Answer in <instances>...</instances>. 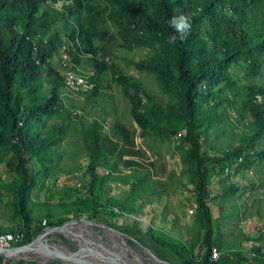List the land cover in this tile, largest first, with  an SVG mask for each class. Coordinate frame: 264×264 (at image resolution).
<instances>
[{
	"label": "trees",
	"instance_id": "obj_1",
	"mask_svg": "<svg viewBox=\"0 0 264 264\" xmlns=\"http://www.w3.org/2000/svg\"><path fill=\"white\" fill-rule=\"evenodd\" d=\"M181 14L191 19V34L185 41L170 44L168 39L173 33L168 20ZM53 28L56 32L48 35ZM115 41L126 52L153 42L155 50L146 67L156 73L165 91L181 96L178 109L167 113L160 104H142V95H151L140 79L127 74L114 60L109 43ZM60 45H66L64 51L72 69L83 66V73L90 74L93 88L85 93L86 99L98 96L106 75L113 74L131 99L132 114L145 132L175 136L182 126L185 128L183 139L191 146L196 166L195 192L204 231L199 251L193 254L183 242L163 232L109 221L112 204L96 197L97 186L108 177L99 176L100 164L104 163L109 173L116 169L117 161L123 162L137 183L153 165L137 147L134 132L121 121L114 124V136L103 135V122L97 119L81 130L89 157L90 180L85 184L91 195L87 203L78 204L83 212L93 222L127 234L130 244L146 243L162 264H264L263 257L249 259L239 247L225 250L218 261L211 260L213 249L220 247L209 205L212 189L207 164H222L232 157L245 159L249 154L244 146L208 152L205 127L215 123L219 114L209 112L199 101L205 98L233 104L231 97L236 95L243 106L235 104L237 114L249 117L241 129L250 133L242 136L249 139L245 144L254 145L264 134V84L255 80L263 75L264 67L263 59L256 58L258 53L264 55V0H0V145L9 147V155L3 159L16 178L14 206L18 219L16 229L0 233L25 231L26 237L19 245L32 241L34 226L39 232L46 227L33 222L30 216L28 189L37 183L35 161L54 163L56 145L65 131L57 125L47 130L37 128L46 116L52 117L58 111L61 103L59 94L65 77L50 62ZM242 57L246 78H253L243 89L229 70ZM43 80L50 83L49 92L42 90ZM173 113L182 119V126L172 121ZM231 190L236 188L231 186ZM118 208L124 212V206ZM255 250L264 255L260 248ZM0 264L39 263L0 255Z\"/></svg>",
	"mask_w": 264,
	"mask_h": 264
},
{
	"label": "rangeland",
	"instance_id": "obj_2",
	"mask_svg": "<svg viewBox=\"0 0 264 264\" xmlns=\"http://www.w3.org/2000/svg\"><path fill=\"white\" fill-rule=\"evenodd\" d=\"M60 27L61 23L58 22L57 30L62 36L64 32ZM55 32L56 29L53 28L48 35ZM117 42L109 43L114 60L119 62L127 74L140 79L144 89L151 95V98L142 95V104H160L167 113L178 109L182 105L181 96L173 91H165L156 73L146 67L145 63L155 50L153 42L139 45L131 52L119 49ZM65 49L66 45H60L50 60L63 74L65 61L71 67ZM256 58L263 59L264 66V55L258 53ZM78 69L86 72L83 66ZM229 70L241 88L245 83L253 82L252 77L246 78L244 57L230 65ZM262 70L263 75L255 80L264 84V67ZM50 89V83L43 80L42 90L49 92ZM85 93L62 87L58 111L52 117L46 116L44 122H39L37 126L47 130L57 125L64 127L65 131L56 145V161H35L37 183L28 189V206L33 222L42 225L43 220L47 219L49 224L60 226L58 238L66 249L74 252L81 251L83 247L74 237L77 234L80 242L87 246L84 254L88 253L98 264H132L133 260L139 264H162L153 258V254H156L146 243L136 241L135 244H130L127 234L93 222L90 215L78 206L81 202L87 203L91 197L85 184L90 180L89 157L81 130L97 119L103 122V135L114 136V124L121 121L134 132L137 147L153 165L137 183L132 177V170L123 162L117 161L116 169L109 173V168L104 163L100 164L97 170L99 176L108 177L103 184L97 186L96 197L101 201L109 200L112 204L109 210L115 213H105L109 216V221L163 232L166 237L183 242L191 253H198L204 229L195 192L196 166L191 157V146L183 139L185 128L182 126V119L176 112L171 114L172 121L182 126L178 132L181 133L180 137L161 135L152 130L145 132L132 114L131 99L113 79V74L106 75L98 96L88 100ZM231 100L235 103L199 99L209 112L219 114L215 123L205 127L208 152L212 153L216 148L244 146L249 154L248 158L242 160L240 157H232L222 164H207L212 189L209 205L221 250L246 248L258 238L264 244V134L254 145L251 142L245 144L249 139H242V136L246 132L250 133L248 129L245 132L241 129L249 117L242 118L237 114L235 104L240 108L243 106L236 95ZM8 155L9 147L0 145L1 231L16 229L18 226L14 206L16 178L7 170L3 159ZM231 186L236 190H231ZM118 206H124V212ZM105 210L107 209L104 212ZM82 221H86V228L80 225ZM71 224L77 225V229L70 231ZM88 228L91 230H87ZM40 232L34 226L32 240ZM48 238L47 241L55 246L50 235ZM40 243L38 242L39 245ZM47 244L43 243L41 246L44 248ZM260 249L263 251L264 246ZM56 264L67 263L61 259Z\"/></svg>",
	"mask_w": 264,
	"mask_h": 264
},
{
	"label": "built area",
	"instance_id": "obj_3",
	"mask_svg": "<svg viewBox=\"0 0 264 264\" xmlns=\"http://www.w3.org/2000/svg\"><path fill=\"white\" fill-rule=\"evenodd\" d=\"M65 70H64V77H65V86L67 89L73 91V92H88L93 88V83L90 80V74H85L81 72L79 69H72L71 67H68L69 63L67 61L64 62ZM181 133L177 135V137H180ZM242 160V157L239 158ZM42 224L46 227L50 226L47 219H44ZM264 232V228H263ZM26 237L25 231H8L0 233V247H12L19 245ZM264 246V244L260 241L250 242L248 244V247L246 248H240L243 251V254L246 257L254 258V257H263L261 253L257 252L255 250L256 247L260 248ZM230 250H235V248H231ZM262 251V250H261ZM226 252L225 250L221 249H213L211 254V260L212 261H218L220 260L223 253ZM264 252V250L262 251Z\"/></svg>",
	"mask_w": 264,
	"mask_h": 264
},
{
	"label": "water",
	"instance_id": "obj_4",
	"mask_svg": "<svg viewBox=\"0 0 264 264\" xmlns=\"http://www.w3.org/2000/svg\"><path fill=\"white\" fill-rule=\"evenodd\" d=\"M60 229L61 228L58 225H52V226L45 227L41 230V232L38 234V236L34 240H32L30 243H27L24 245L12 246V247H8V248L0 247V255L6 256L7 258H9L11 260H36L39 264H44L42 262V260L39 258H32L31 259L28 257H23L19 254L23 251H26L30 248H33L41 240V237L43 235L49 234L51 237L52 243L55 245L53 247L54 248L56 247L58 250L56 248L55 249L64 255V258L62 260H64L67 264H90V263L91 264H98V263H96V261L93 258L88 256V253L84 254L82 249H81V251H75V252L70 251L69 249L65 250L64 246L62 245V243H61V241L57 235V232ZM75 255L78 257L75 258ZM153 258L163 262L162 259H160L158 256H156L154 254H153Z\"/></svg>",
	"mask_w": 264,
	"mask_h": 264
},
{
	"label": "bare ground",
	"instance_id": "obj_5",
	"mask_svg": "<svg viewBox=\"0 0 264 264\" xmlns=\"http://www.w3.org/2000/svg\"><path fill=\"white\" fill-rule=\"evenodd\" d=\"M82 227H85V225H86V222L85 221H82V223L80 224ZM86 228V227H85ZM69 229H70V231H73V230H75V229H77V225H74V224H71L70 226H69ZM87 230H91V229H87ZM49 237V234H45V235H43L42 237H41V240L39 241V242H41L40 243V245L37 243L33 248H30V249H28V250H26V251H23V252H21L19 255H21V256H23V257H28V258H39V259H41L42 260V262L44 263V264H56L59 260H61V259H63L64 258V255L62 254V253H60L59 251H57L52 245H51V243H49L48 241H47V239H49L48 238ZM75 239L78 241V243L81 245V246H83L84 248H82V251H85V248L87 247V246H84L81 242H80V238H79V236L76 234L75 236ZM47 244V246H45L44 248H43V246H41L42 244ZM65 248V247H64ZM66 249V248H65ZM46 255V256H45ZM52 255H54V256H56V257H54V256H52ZM76 257H78V256H76L75 255V258ZM140 262V261H139ZM127 263V262H126ZM132 264H135V263H137L135 260H133L132 262H131ZM140 263H142V262H140ZM91 264V263H90ZM127 264H129V263H127ZM137 264H139V263H137Z\"/></svg>",
	"mask_w": 264,
	"mask_h": 264
},
{
	"label": "clouds",
	"instance_id": "obj_6",
	"mask_svg": "<svg viewBox=\"0 0 264 264\" xmlns=\"http://www.w3.org/2000/svg\"><path fill=\"white\" fill-rule=\"evenodd\" d=\"M168 25L172 29V35L169 36L168 42L170 44H175L177 40L185 41L188 39L191 34L192 21L191 19L184 14L178 16H172L168 20ZM259 96L257 101H259Z\"/></svg>",
	"mask_w": 264,
	"mask_h": 264
}]
</instances>
